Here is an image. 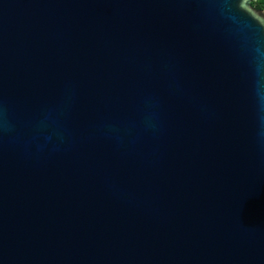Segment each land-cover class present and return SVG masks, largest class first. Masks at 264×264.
I'll use <instances>...</instances> for the list:
<instances>
[{"label": "water", "instance_id": "1", "mask_svg": "<svg viewBox=\"0 0 264 264\" xmlns=\"http://www.w3.org/2000/svg\"><path fill=\"white\" fill-rule=\"evenodd\" d=\"M0 264H264V9L0 0Z\"/></svg>", "mask_w": 264, "mask_h": 264}, {"label": "trees", "instance_id": "2", "mask_svg": "<svg viewBox=\"0 0 264 264\" xmlns=\"http://www.w3.org/2000/svg\"><path fill=\"white\" fill-rule=\"evenodd\" d=\"M253 6L257 9H264V0H253Z\"/></svg>", "mask_w": 264, "mask_h": 264}]
</instances>
